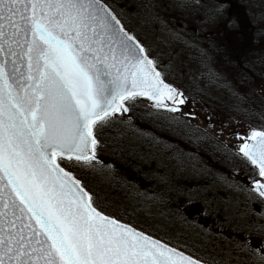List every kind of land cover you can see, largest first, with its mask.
I'll list each match as a JSON object with an SVG mask.
<instances>
[{
	"label": "snow or ice",
	"instance_id": "6c2138e0",
	"mask_svg": "<svg viewBox=\"0 0 264 264\" xmlns=\"http://www.w3.org/2000/svg\"><path fill=\"white\" fill-rule=\"evenodd\" d=\"M141 99L190 115L108 0H0V264H204L108 213L77 175L101 171L98 133ZM237 137L264 236V130ZM237 247L264 264V240Z\"/></svg>",
	"mask_w": 264,
	"mask_h": 264
},
{
	"label": "flooded vegetation",
	"instance_id": "af4514ba",
	"mask_svg": "<svg viewBox=\"0 0 264 264\" xmlns=\"http://www.w3.org/2000/svg\"><path fill=\"white\" fill-rule=\"evenodd\" d=\"M218 2L230 7L228 15L234 12L237 24L233 26V35L239 42L233 47L218 41L211 46V31L189 25L193 23L192 17L175 21L177 40L173 39L171 44L183 49L191 41L183 37L191 35L198 39L191 41L188 55L184 53L183 58L170 63L171 77L165 74L167 80L184 91L188 103L182 111L190 115L175 114L173 120V114L166 113L172 116L171 122H155V114L163 112H156L141 99L133 108H146L152 119L148 122L154 123V127L149 129L145 123H138L140 145L131 150H138L141 158L139 186L154 191L158 225L173 237L168 240L172 246L207 264H254L252 255L237 247L243 245L245 237L253 245L264 240V236L252 230L261 223L253 214L256 205L248 201L246 192L255 173L238 155L237 134L264 130V82L259 79L264 77V52L258 50L261 42L257 24L251 23L248 37L242 40L236 2ZM154 3L147 2L148 6ZM124 9L123 22L142 41L145 22L135 15L134 7L125 5ZM201 51L217 54L215 58L222 63L224 73L240 80L244 87L240 88L237 82V90H226L222 81L220 87L213 88L214 77L222 80L223 75L207 71L209 64L198 54ZM159 70L162 71L161 66ZM172 77L185 79L189 87L181 88ZM247 79L250 91L246 88ZM225 102L229 104L226 106ZM129 122L125 120V131L129 130Z\"/></svg>",
	"mask_w": 264,
	"mask_h": 264
},
{
	"label": "rangeland",
	"instance_id": "374dc122",
	"mask_svg": "<svg viewBox=\"0 0 264 264\" xmlns=\"http://www.w3.org/2000/svg\"><path fill=\"white\" fill-rule=\"evenodd\" d=\"M148 1H154L155 3L148 6ZM148 1L108 0L117 9L124 21L126 12L124 6L134 7L135 15L145 22L142 27L145 36L141 37L142 42L148 48L150 56L157 60L162 72L169 77H171L169 74L171 73L170 63L172 64L177 58H183L185 54L188 55L191 50L189 47L192 45L191 41H198L193 36L186 35L183 38L191 40L189 46L187 45L182 49V47L178 48L171 44L173 39L177 40L178 31L175 21L186 19L187 16L192 17L193 23L189 22V25L194 24L197 29H204L205 32L211 31L213 36L211 46L223 42L233 47L239 42V38L235 39L233 35V30H235L233 26L237 24L235 17H233L235 14L231 12L228 15L227 10L230 7H226L223 13H217L215 9L220 4L218 0H199V2L197 0ZM235 2L240 9L239 20L242 25L240 36L242 40H246V37H248L251 31V23L253 24L254 21L258 26L259 34L257 37L261 42L258 50L261 53L264 52V0H237ZM247 47L244 48L245 51H248ZM204 53L201 51L198 54H201V57L205 60L204 63L209 64L207 71L218 72L223 75L222 80L217 76L214 77L212 87H220L223 81L225 85L222 86L226 90L231 88L235 90L238 87L237 78L229 73H224L222 63L215 58L217 54ZM184 71H186L185 68ZM259 79L264 82V77ZM172 81L183 89L189 87L186 85L185 79L172 77ZM242 87L240 85V88ZM225 104L227 106L229 103L225 102ZM149 114L151 113L146 108H138V110L133 108L130 113L124 115L125 117L123 116L119 120L117 118V122L115 121L112 125L100 130L99 134L103 139V147L101 148V156H99L101 164L97 165V168L101 171L93 172L77 169L76 172L89 185V189L96 193L98 205L112 214L127 218L129 224L138 229L149 234H155L156 237L168 241L173 240V237L158 225L153 198L154 191L139 186L140 170L138 166H141V158L136 153L138 150L135 153L131 150L132 148L137 149L136 147L140 145L139 134L136 133V130L140 128L138 123H145L146 128H152L154 123H149V120L153 119L155 122L160 121L162 123L172 121V116L166 113H157L152 119ZM125 120L131 122H129V130L126 129V131ZM149 129H146V131L149 132ZM128 164L133 165L125 167ZM155 235L153 236L155 237ZM242 253L244 252L242 251Z\"/></svg>",
	"mask_w": 264,
	"mask_h": 264
},
{
	"label": "trees",
	"instance_id": "16d2710c",
	"mask_svg": "<svg viewBox=\"0 0 264 264\" xmlns=\"http://www.w3.org/2000/svg\"><path fill=\"white\" fill-rule=\"evenodd\" d=\"M234 1H237V0H234ZM168 81H170L171 82V80L170 79H168ZM247 81V85H246V88H247V90H249L250 89V80H246ZM237 82H238V85L240 86V85H242L243 83H240V80H238L237 79ZM243 86V85H242ZM244 87V86H243ZM250 91V90H249ZM249 94V93H248ZM247 99H249V95L247 96ZM123 117H118V120L119 119H122ZM100 133V132H99ZM98 133V137H99V139H100V142H101V146H100V148H99V151H98V157L99 156H101V148L103 147V139H101L102 137H101V135ZM77 175H78V177L79 178H81L82 180H83V178L77 173ZM84 181V180H83ZM85 184L89 187V185L85 182ZM90 188V187H89ZM108 213H110L108 210H106ZM110 214H112V213H110ZM113 215H116V214H113ZM116 216H118L119 218H121L122 220H124L125 222H127V223H130V222H128V220H127V218H124V217H121V216H119V215H116ZM151 235H155V234H152V233H150ZM155 237H156V235H155ZM157 238H159V239H161V240H163L161 237H157ZM165 241V240H164ZM165 242H168L169 244H171V242L170 241H165Z\"/></svg>",
	"mask_w": 264,
	"mask_h": 264
},
{
	"label": "water",
	"instance_id": "95a60500",
	"mask_svg": "<svg viewBox=\"0 0 264 264\" xmlns=\"http://www.w3.org/2000/svg\"><path fill=\"white\" fill-rule=\"evenodd\" d=\"M163 242V241H162ZM204 264H206V263H204Z\"/></svg>",
	"mask_w": 264,
	"mask_h": 264
}]
</instances>
